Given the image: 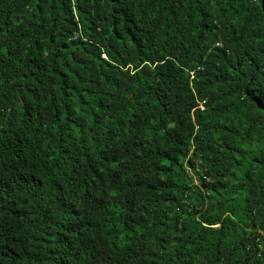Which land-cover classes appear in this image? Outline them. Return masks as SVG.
I'll return each mask as SVG.
<instances>
[{
    "label": "trees",
    "instance_id": "obj_1",
    "mask_svg": "<svg viewBox=\"0 0 264 264\" xmlns=\"http://www.w3.org/2000/svg\"><path fill=\"white\" fill-rule=\"evenodd\" d=\"M262 104L264 0H0V264H264Z\"/></svg>",
    "mask_w": 264,
    "mask_h": 264
},
{
    "label": "clouds",
    "instance_id": "obj_2",
    "mask_svg": "<svg viewBox=\"0 0 264 264\" xmlns=\"http://www.w3.org/2000/svg\"><path fill=\"white\" fill-rule=\"evenodd\" d=\"M203 103H204V102H201V105H200V107H201L202 109H204Z\"/></svg>",
    "mask_w": 264,
    "mask_h": 264
},
{
    "label": "snow or ice",
    "instance_id": "obj_3",
    "mask_svg": "<svg viewBox=\"0 0 264 264\" xmlns=\"http://www.w3.org/2000/svg\"><path fill=\"white\" fill-rule=\"evenodd\" d=\"M261 106L264 107V104H262Z\"/></svg>",
    "mask_w": 264,
    "mask_h": 264
}]
</instances>
